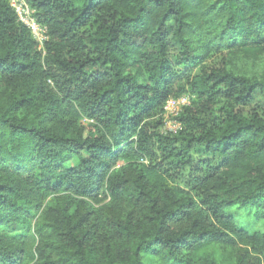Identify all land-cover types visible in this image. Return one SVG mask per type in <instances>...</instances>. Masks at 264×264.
<instances>
[{"label":"trees","instance_id":"1","mask_svg":"<svg viewBox=\"0 0 264 264\" xmlns=\"http://www.w3.org/2000/svg\"><path fill=\"white\" fill-rule=\"evenodd\" d=\"M26 2L42 50L0 0V264H264L230 213L264 222V0Z\"/></svg>","mask_w":264,"mask_h":264},{"label":"rangeland","instance_id":"2","mask_svg":"<svg viewBox=\"0 0 264 264\" xmlns=\"http://www.w3.org/2000/svg\"><path fill=\"white\" fill-rule=\"evenodd\" d=\"M219 57L214 56L208 61V65L216 64ZM192 101V98L189 94L182 95L178 98L171 99L170 102H168L167 109L164 110L163 116H162V126H161V132H169L171 128H176L179 130L181 128V123L176 119L179 114L182 111V108L184 106L190 105ZM230 213L234 214L240 225L243 226L245 229L249 231L253 230H259L264 232V222L260 224H256L253 220V213L251 210L247 209H241L237 206H234L230 209Z\"/></svg>","mask_w":264,"mask_h":264},{"label":"built area","instance_id":"3","mask_svg":"<svg viewBox=\"0 0 264 264\" xmlns=\"http://www.w3.org/2000/svg\"><path fill=\"white\" fill-rule=\"evenodd\" d=\"M7 1L14 10L18 21L28 28L32 37L36 40L38 50H42V44L45 40H47L46 27L37 21L35 17V10L30 7L26 0ZM170 101L171 99L166 102L164 110L167 109V104ZM176 131V128H171L169 132L175 133Z\"/></svg>","mask_w":264,"mask_h":264}]
</instances>
